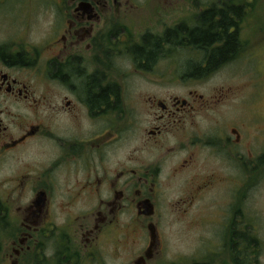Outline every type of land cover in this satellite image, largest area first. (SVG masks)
Returning <instances> with one entry per match:
<instances>
[{"label": "flooded vegetation", "instance_id": "af4514ba", "mask_svg": "<svg viewBox=\"0 0 264 264\" xmlns=\"http://www.w3.org/2000/svg\"><path fill=\"white\" fill-rule=\"evenodd\" d=\"M252 1L47 0L44 40H0V264H207L158 227L259 170L251 77L198 88L255 47Z\"/></svg>", "mask_w": 264, "mask_h": 264}, {"label": "rangeland", "instance_id": "374dc122", "mask_svg": "<svg viewBox=\"0 0 264 264\" xmlns=\"http://www.w3.org/2000/svg\"><path fill=\"white\" fill-rule=\"evenodd\" d=\"M252 3L255 9L248 16L249 25L244 38L249 42L256 40L255 47L246 45L239 59L220 69L198 88L200 93L209 94L220 87L238 85L251 77L259 88L253 108L262 117L261 139L257 143L259 170L255 173L246 171L241 191L223 182L203 195L191 212L207 215L205 221L190 218L180 222L164 220L159 224L166 253L171 259L234 264L236 251L231 250V241L236 242L232 236L239 233L242 238H254L258 243L252 244L246 252L247 245L240 240V264H264V0H253ZM48 14L47 0H0V40L13 39V34L19 37L24 28L29 32L26 33L28 39L44 40L49 29ZM11 25L17 26L14 32Z\"/></svg>", "mask_w": 264, "mask_h": 264}, {"label": "trees", "instance_id": "16d2710c", "mask_svg": "<svg viewBox=\"0 0 264 264\" xmlns=\"http://www.w3.org/2000/svg\"><path fill=\"white\" fill-rule=\"evenodd\" d=\"M206 38L208 39V35H206V32H198L197 34V39H202V40H206ZM219 37L217 35V32H213V36H212V41L215 42L216 40H218ZM232 38L227 37V40H231ZM232 50V44L228 43L227 45L222 46L221 48H215V50L213 51V59L217 58L218 60H222L225 57H227L230 53V51ZM216 60V59H215ZM217 60V61H218ZM217 63H212V65L214 66ZM232 239H236V242H234L233 240L231 241V250L232 251H236V258L234 259V264H240V252L239 247H240V240L242 239L244 241V243L247 245V247L245 248V251H249L251 245H256L258 244L256 242V240L253 238L252 240H249L247 236L245 237H241V235L239 233H235L232 236ZM249 264H252L251 262Z\"/></svg>", "mask_w": 264, "mask_h": 264}]
</instances>
